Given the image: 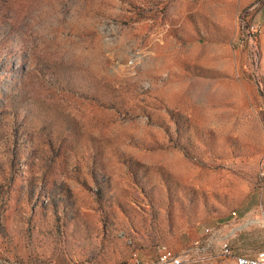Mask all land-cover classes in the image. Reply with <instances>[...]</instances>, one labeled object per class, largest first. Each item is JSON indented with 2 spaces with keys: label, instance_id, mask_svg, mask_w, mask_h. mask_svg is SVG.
<instances>
[{
  "label": "rangeland",
  "instance_id": "374dc122",
  "mask_svg": "<svg viewBox=\"0 0 264 264\" xmlns=\"http://www.w3.org/2000/svg\"><path fill=\"white\" fill-rule=\"evenodd\" d=\"M263 158L264 0H0V264L254 251Z\"/></svg>",
  "mask_w": 264,
  "mask_h": 264
},
{
  "label": "built area",
  "instance_id": "2783aa9c",
  "mask_svg": "<svg viewBox=\"0 0 264 264\" xmlns=\"http://www.w3.org/2000/svg\"><path fill=\"white\" fill-rule=\"evenodd\" d=\"M251 29L255 27V24L250 25ZM261 170L264 172V158L261 159ZM232 215H236V211H232ZM261 224L264 228V215L260 218ZM206 231H212V227H206ZM203 245L201 240L194 241L188 248L181 250H175L170 248L164 243L156 245V257L149 264H182L185 260H195L199 258L200 251ZM219 255L234 256L237 264H264V249H259L255 253L251 254H239L234 255L232 247L227 240L221 241ZM17 264V263H13ZM47 264H54L48 262ZM134 264H147L140 259H136Z\"/></svg>",
  "mask_w": 264,
  "mask_h": 264
},
{
  "label": "crops",
  "instance_id": "0c3cea01",
  "mask_svg": "<svg viewBox=\"0 0 264 264\" xmlns=\"http://www.w3.org/2000/svg\"><path fill=\"white\" fill-rule=\"evenodd\" d=\"M243 218V217H240ZM244 219V218H243ZM239 221V220H238ZM250 223V220L244 219L243 221L237 222V216L232 215L230 218L225 220L219 227H217L213 231L212 240L211 238H206L205 242L201 241L203 248L200 251L199 258H204L207 261L210 259H214L215 254L211 252L210 247L215 244L212 243V241L217 240H227L233 250L234 255L239 254H251L255 253L259 249H264V236L260 240H256L253 244L254 247H258V249L254 251H246L245 244H241L239 239L246 238L247 235L250 236V229L251 225H247ZM261 225V224H260ZM214 229V228H213ZM264 230V229H263ZM213 244V245H212ZM219 253V252H218ZM229 259H227L223 264H237L234 256H227ZM196 260V259H195ZM191 261L194 260H185L182 264H191Z\"/></svg>",
  "mask_w": 264,
  "mask_h": 264
}]
</instances>
